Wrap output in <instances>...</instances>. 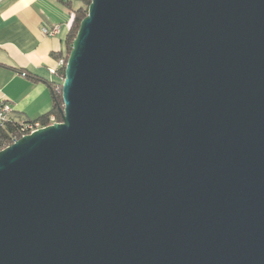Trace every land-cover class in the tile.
I'll return each mask as SVG.
<instances>
[{
	"label": "water",
	"instance_id": "95a60500",
	"mask_svg": "<svg viewBox=\"0 0 264 264\" xmlns=\"http://www.w3.org/2000/svg\"><path fill=\"white\" fill-rule=\"evenodd\" d=\"M62 97L0 150V264H264V0H90Z\"/></svg>",
	"mask_w": 264,
	"mask_h": 264
},
{
	"label": "crops",
	"instance_id": "0c3cea01",
	"mask_svg": "<svg viewBox=\"0 0 264 264\" xmlns=\"http://www.w3.org/2000/svg\"><path fill=\"white\" fill-rule=\"evenodd\" d=\"M82 5L65 0H0V101L9 102L20 121L38 120L54 105L56 66L74 18ZM60 25L49 36L43 26ZM40 121V120H39Z\"/></svg>",
	"mask_w": 264,
	"mask_h": 264
},
{
	"label": "trees",
	"instance_id": "16d2710c",
	"mask_svg": "<svg viewBox=\"0 0 264 264\" xmlns=\"http://www.w3.org/2000/svg\"><path fill=\"white\" fill-rule=\"evenodd\" d=\"M67 3L71 2L72 0H65ZM89 1L82 2V5L74 10V18L71 24V28L68 32L65 45L66 51L61 52L60 55L69 56L72 42L76 37L77 31L79 29L81 20L86 16L88 11ZM53 89V96H54V105L52 110L40 117L38 120L42 122V124H48L50 122V115L54 114L57 120H61V112L60 107L63 105V97H62V86L59 88L55 84H51ZM15 114V113H14ZM10 118V120L5 124L4 127H0V150L6 147L7 145L11 144L14 141V138H20L22 136L21 127L22 123L26 121H20L19 119L15 118V116ZM30 121V120H27Z\"/></svg>",
	"mask_w": 264,
	"mask_h": 264
},
{
	"label": "built area",
	"instance_id": "2783aa9c",
	"mask_svg": "<svg viewBox=\"0 0 264 264\" xmlns=\"http://www.w3.org/2000/svg\"><path fill=\"white\" fill-rule=\"evenodd\" d=\"M72 1H74V0H72ZM79 1L86 2L89 0H79ZM42 32L46 35H49V36L56 35L60 32V25H54L53 27H49V26L45 25L42 28ZM67 60H68V56L61 54L57 58L56 66L50 68V72L57 78L55 85L58 88L63 85L64 79H65V68L67 65ZM14 112H15L14 108L9 102H6L5 100L0 101V127L5 126V124L13 116ZM49 120H50V122L48 124H52L54 122L59 121V120H57V118L54 114L50 115ZM48 124H46V125H48ZM43 126H45V124H42V122L39 120H30V121L23 122L22 127H21L22 136L26 135L28 133H31L33 131H36L37 129H39ZM17 139L18 138H14V141Z\"/></svg>",
	"mask_w": 264,
	"mask_h": 264
},
{
	"label": "rangeland",
	"instance_id": "374dc122",
	"mask_svg": "<svg viewBox=\"0 0 264 264\" xmlns=\"http://www.w3.org/2000/svg\"><path fill=\"white\" fill-rule=\"evenodd\" d=\"M76 2V5H80L81 1L79 0H74Z\"/></svg>",
	"mask_w": 264,
	"mask_h": 264
}]
</instances>
